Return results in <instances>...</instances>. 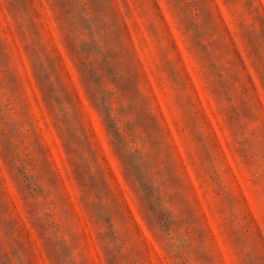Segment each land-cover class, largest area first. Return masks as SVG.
I'll return each mask as SVG.
<instances>
[{"label": "rangeland", "instance_id": "1", "mask_svg": "<svg viewBox=\"0 0 264 264\" xmlns=\"http://www.w3.org/2000/svg\"><path fill=\"white\" fill-rule=\"evenodd\" d=\"M0 264H264V0H0Z\"/></svg>", "mask_w": 264, "mask_h": 264}]
</instances>
